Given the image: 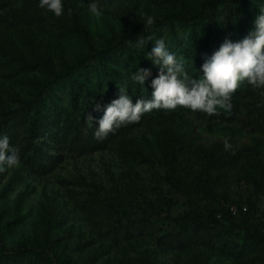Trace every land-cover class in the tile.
Segmentation results:
<instances>
[{"label": "rangeland", "instance_id": "obj_1", "mask_svg": "<svg viewBox=\"0 0 264 264\" xmlns=\"http://www.w3.org/2000/svg\"><path fill=\"white\" fill-rule=\"evenodd\" d=\"M91 2L62 0L57 17L39 0H0V138L21 160L0 173V264L38 245L36 264H264V88L240 82L231 110L212 116L153 109L83 152L63 135L89 106L98 127L118 83L133 103L152 98L158 67L146 58L152 41L134 46L141 35L165 38L203 75L225 38L248 34L264 0H94L99 19ZM141 67L152 72L144 88L131 79ZM28 102L31 112L1 123ZM213 208L214 224L178 219Z\"/></svg>", "mask_w": 264, "mask_h": 264}, {"label": "clouds", "instance_id": "obj_2", "mask_svg": "<svg viewBox=\"0 0 264 264\" xmlns=\"http://www.w3.org/2000/svg\"><path fill=\"white\" fill-rule=\"evenodd\" d=\"M39 7L51 11L59 17L63 14L62 0H39ZM89 11L97 19L102 10L96 2L88 5ZM69 15L72 9H68ZM155 22L153 16H147L144 28L147 31ZM149 41L153 42L146 58L158 67V74L151 80L152 98H137L133 103L127 83H118V98L103 107L104 114L98 120L94 138L104 140L109 133L126 124L138 123L144 113L153 109H175L177 106L202 111L212 116L217 108L231 110V96L239 87L240 82L247 81L254 89L264 88V7L259 9L253 21V27L241 40L233 42L225 38L218 50L205 59L201 65L203 75L193 76L185 66L183 57L177 59L169 50L165 38H155L154 34L141 35L135 41V47L143 49ZM132 43V41H130ZM152 75L150 68H139L131 77L134 83L142 88ZM264 96V92L261 93ZM93 111H99L102 105L93 97L90 101ZM88 127L93 126L94 117L87 116ZM87 131V129L85 130ZM225 150L231 145L224 142ZM21 163L20 149L10 145L5 134L0 138V173Z\"/></svg>", "mask_w": 264, "mask_h": 264}, {"label": "trees", "instance_id": "obj_3", "mask_svg": "<svg viewBox=\"0 0 264 264\" xmlns=\"http://www.w3.org/2000/svg\"><path fill=\"white\" fill-rule=\"evenodd\" d=\"M220 2V1H219ZM219 2L215 1L213 4L210 5H216ZM33 109L32 103L28 102L26 103L24 106H22L21 108H14V109H10L7 112H4L3 114V118L1 119V123H6L7 121H12L16 118H18V114H23V113H29L31 112ZM90 109H92L90 106L88 107L86 114L84 115L83 119L80 121L79 125L76 127L77 128V132L75 134H71L72 130L70 127H68L65 131L64 138L69 142L70 145H76L78 147V149L80 151H86L89 150L90 148H99L102 147L103 145H105L106 140H97L94 138V131L97 128V121H96V117L95 114H93L92 111H90ZM35 111V109H34ZM89 113L92 114V116L94 117V121H93V126L89 127V130L85 131L88 128V121H87V116L89 115ZM134 123H131L129 125H133ZM11 131V129H10ZM68 134H70L71 136L69 137ZM12 140L13 143L14 142H19L20 138L18 137V135L15 133L14 129H12ZM214 155L212 154H207V159L209 161H212ZM263 186H258L256 188V190H260L263 189ZM250 211V208H249ZM219 212L218 209L213 208L208 210L205 214L200 215V214H191V213H187L185 216H181L178 219L179 220H183V221H187V222H191L195 225H199L201 224L203 221H207L210 222L211 224L217 223L218 222V216ZM248 214V213H247ZM44 245H38L37 247L34 248H28L25 250L26 252V258H24L23 252L22 253H18V254H12V259L11 262L15 263V264H36V261H38L41 257H42V250H43Z\"/></svg>", "mask_w": 264, "mask_h": 264}]
</instances>
